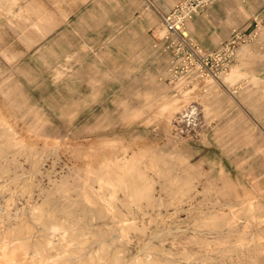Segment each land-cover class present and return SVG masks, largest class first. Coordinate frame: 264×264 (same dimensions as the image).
<instances>
[{
	"label": "rangeland",
	"instance_id": "obj_1",
	"mask_svg": "<svg viewBox=\"0 0 264 264\" xmlns=\"http://www.w3.org/2000/svg\"><path fill=\"white\" fill-rule=\"evenodd\" d=\"M162 3L0 0V264H264V0L217 77Z\"/></svg>",
	"mask_w": 264,
	"mask_h": 264
},
{
	"label": "built area",
	"instance_id": "obj_2",
	"mask_svg": "<svg viewBox=\"0 0 264 264\" xmlns=\"http://www.w3.org/2000/svg\"><path fill=\"white\" fill-rule=\"evenodd\" d=\"M215 0H182L177 3L168 14L161 15L162 25L167 37L176 43L177 53L189 51L195 58L194 68L203 75L212 74L217 77L227 70L229 62L235 55L238 40L241 36L234 32L232 37L223 42L217 49L204 52L202 49L190 43L187 34L184 33L188 19L192 18L201 9L209 6Z\"/></svg>",
	"mask_w": 264,
	"mask_h": 264
},
{
	"label": "crops",
	"instance_id": "obj_3",
	"mask_svg": "<svg viewBox=\"0 0 264 264\" xmlns=\"http://www.w3.org/2000/svg\"><path fill=\"white\" fill-rule=\"evenodd\" d=\"M179 1L181 0H162L163 3L160 7L164 12L170 11L173 8V4ZM226 4L227 0H216L209 7V10L207 11L208 16L211 17L215 22V17L220 11H222ZM209 17L202 16L198 17L197 19H192L190 20V23H188V27L191 38L194 41L202 44L207 50L212 51L217 49L223 42H225L227 37L224 31L220 34H217V30L215 32L206 30L207 22H209L210 26L214 25V22L211 21Z\"/></svg>",
	"mask_w": 264,
	"mask_h": 264
},
{
	"label": "bare ground",
	"instance_id": "obj_4",
	"mask_svg": "<svg viewBox=\"0 0 264 264\" xmlns=\"http://www.w3.org/2000/svg\"><path fill=\"white\" fill-rule=\"evenodd\" d=\"M140 172H141V171H140ZM141 196H144V195L142 194ZM44 213H45V212H44ZM40 219H41V218H40ZM40 219H39V220H40ZM58 227H60V225H58V224L56 225V224H55V225H52V226L49 227V228H52V229L56 230V229H58ZM47 228H48V227H47ZM49 230H50V229H49ZM52 231H53V230H52ZM52 231H51V232H52ZM25 242H26V241H25ZM3 250H4V249H3ZM18 251H19V250H18ZM21 251H22V248H21ZM16 253H17V251H16ZM73 253H74V252H73ZM13 254H14V252H13ZM8 259H9V258H8ZM99 260H100V259H99ZM116 260H117V259H116ZM11 261H12V260H11ZM91 261H92V260H91ZM100 262H101V261H100ZM103 264H104V263H103Z\"/></svg>",
	"mask_w": 264,
	"mask_h": 264
}]
</instances>
